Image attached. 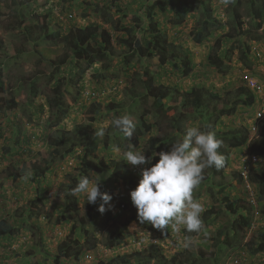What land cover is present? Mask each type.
Listing matches in <instances>:
<instances>
[{
	"label": "rangeland",
	"instance_id": "1",
	"mask_svg": "<svg viewBox=\"0 0 264 264\" xmlns=\"http://www.w3.org/2000/svg\"><path fill=\"white\" fill-rule=\"evenodd\" d=\"M14 1L0 2V83L7 89L0 95V224L10 229L8 236L0 238V264H57L58 246L70 236L79 238L85 250L97 251L105 260L126 252L131 264H178L186 259L194 260L195 264H264V251L254 254L255 246L251 243L255 233L264 230V216L253 213L254 209L263 210L264 199L259 188L252 187L251 193L256 199L253 208L249 190L239 184L232 169L248 150L246 147L228 149L231 165L222 175H213L206 168L209 174L207 184L199 186L193 193L194 199L199 200L205 209L203 228L198 233H189L184 228L175 231L171 225L159 230L149 223H140L130 192L114 177L112 161L117 160L122 176L134 171L132 175L136 177L135 174H140L145 166H133L122 160L131 143L122 134L107 138L113 126H109L103 136H95L104 121L129 114L136 124L134 134L136 131L146 134L140 147L134 148L145 151L150 157L161 147L170 151L189 126L198 125L202 130L214 131L216 136L225 130H241L244 125L249 126L248 119L253 118L260 104L241 108L234 117H224L226 114L220 111L223 104L219 100L222 99L218 98L231 95L232 100L236 87L243 84L240 78L243 71L249 72L264 86V22L262 30L257 33L248 13L250 0H213L210 5L216 26L207 42L202 44L193 41V34L205 20L203 1L206 0H198L180 24L172 5L176 0H163L167 4L166 12L158 9L152 12L160 31L156 35H151L147 29L153 0H26L27 4L20 8ZM49 8L55 12L48 11ZM17 10L24 14L22 20ZM60 10L73 13V21H63L60 26L54 21L46 25L43 15L48 12L55 19L61 15ZM236 11L244 20V27L252 31L249 38L259 34L261 40L250 41L251 55L246 59L241 53L233 52L228 72L222 74L207 63V57L216 39L228 33L230 25L236 24ZM116 23L120 28H132L134 36L143 42H161L166 37L190 56L194 66L192 73L185 75L182 67L177 69L174 61H170L168 72L162 74L158 57L139 58L125 46L116 45V55L105 62L106 77H98L94 75L95 70L103 63L86 69L84 62L72 61L67 49L50 37L59 29L68 32L72 27L93 24L109 29L114 37L125 36L115 31ZM225 59L228 60V56ZM146 71L154 73L157 82L163 78L166 84L172 83L185 91L194 86L205 87L217 94V98H210L209 108L202 112H196L188 105H179L161 114L162 109L154 107L153 98L147 97L140 83ZM63 75L68 80L74 78L71 85ZM228 83L231 85L227 87ZM58 89L64 91L66 114L58 113L53 106L58 101ZM68 91L71 93L67 94ZM112 101L123 105L119 115L99 108V104L105 107ZM164 103L171 105L172 101L167 99ZM180 110L184 116L188 113V117H182V131L178 132L171 118ZM212 112L221 113L217 121L222 118L223 124L219 122L222 126L217 122L213 128V120L207 116ZM224 123L234 125L224 127ZM107 140L109 145L105 147ZM96 144V149L92 150L91 146ZM54 150H58V154L53 153ZM101 159L106 161L107 167ZM259 169H264L263 163ZM35 171L40 174L35 176ZM86 174L93 182H100L102 192L113 194L108 206L113 210L111 224H88L89 208L98 205L99 200L90 204L84 194H70ZM226 197L231 206L242 201L251 207L252 213L247 214L255 222L254 229L233 230L232 222L238 216L226 210ZM129 219L130 223L126 224ZM74 225L82 227L74 231ZM84 228L89 230L88 241L79 232H84ZM117 233L122 235L119 239L125 241L131 236H141L147 245L150 237L163 239L162 236L169 234V244L164 251L157 249L160 252L149 245L144 247L145 244L138 249L131 247L112 253L107 246ZM97 253L95 260L99 257Z\"/></svg>",
	"mask_w": 264,
	"mask_h": 264
},
{
	"label": "trees",
	"instance_id": "2",
	"mask_svg": "<svg viewBox=\"0 0 264 264\" xmlns=\"http://www.w3.org/2000/svg\"><path fill=\"white\" fill-rule=\"evenodd\" d=\"M2 0H0L1 2ZM194 2H190V0H176L173 2V8L175 11V15L178 19V23H183L186 15L188 14L189 10L194 9V4L197 3L198 0H193ZM213 0H206L203 1L204 3V11H205V17L203 24L200 25V29L193 34V41L196 44H202L207 42L208 35L211 33L212 29L216 26L215 18L212 14V9L210 3ZM15 3L19 5V8L25 5L26 0H15ZM27 4V3H26ZM239 4V2H238ZM158 9L160 12L164 13L167 9V4L163 0H153V4L149 8V18L150 23L148 25V31L151 35H156L160 33L158 30L156 23L153 20V11ZM48 11H54L55 9L49 8ZM19 17L22 20V17H24V14L21 13L19 10ZM50 11V12H51ZM249 16L254 21L255 29L258 32L262 30V23L264 22V0H250L249 1ZM60 14L58 18L52 19V16L46 12V18L47 23H57L56 25L60 26L61 22L65 20H69V13L68 10H60ZM65 20H63V19ZM25 20V19H23ZM54 21V22H53ZM257 21V22H256ZM234 22L236 23L234 26L230 25V29L228 33L222 34L219 38L216 39L213 48L211 49L210 53L207 57V63L218 70L222 74H226L228 72V64L231 61V54L233 52H239L241 55L244 56L246 59L247 56L251 55V40L259 41L261 40V36L259 34H255L252 39L249 38V35L251 34L250 29H246L244 27V20H241V16L236 11ZM61 28V27H60ZM140 29V26L138 27ZM115 31L117 33H123L125 36H117L114 37V35L110 32L109 29L104 28V26L100 24H93L90 26H87L85 28L81 27H72L68 32H63L57 30L52 32L50 35L51 38L54 40L59 41L63 47H65L68 51V53L71 56V60H76L80 62H84L86 64V69L92 67L94 64L103 63L102 67L95 70L94 75L96 74L98 77H106V73L104 72L107 68V62L109 59H111L113 56L116 55V45H122L125 46L128 51H133L134 54H136L139 58H149L153 59L154 56L158 57L159 60V66H160V72L162 74H166L168 72L167 64L170 61H174V65L177 69L183 68L184 74L189 75L193 71V62L192 59L188 54H186L184 51H180L179 47H177L173 42H170L166 37L163 38V40L156 41V40H147L143 42L140 40V38L134 36L133 29L130 27H119V23H116L114 26ZM56 41V42H57ZM158 54V55H157ZM170 54V57H169ZM228 56V60L225 59V57ZM55 63V61H53ZM60 63H58L59 66ZM55 65V64H54ZM57 66V67H58ZM61 66V64H60ZM174 67V66H173ZM59 70V67L58 69ZM99 73V74H98ZM2 75V71H0V77ZM66 76L63 75L64 80L67 79V82H69V85L72 84L74 78H65ZM143 77L142 80L140 78V83L142 85V88H144L145 93L147 97L153 98L154 100V107L156 109H162L161 114L167 113L168 110L176 109L179 105H188L191 108L194 109L196 112H202V110H205L209 108V105L211 103L210 98H217V94H213L212 91L205 87L201 86H194L191 88V90L185 91L182 89H179L177 86H173L172 83L166 84L165 80L162 78H159L157 82L156 75L152 73L151 71H146L141 76ZM62 78V79H63ZM61 79V78H60ZM231 84L228 83L227 87ZM226 86V85H225ZM113 87V86H110ZM97 88V87H96ZM104 89H107V87H104ZM102 89V90H104ZM101 90V89H97ZM96 90V91H97ZM7 89L4 87V84L2 82L0 83V95L2 93H5ZM58 101L53 103V106L56 108V111L60 114H66V108L65 105L66 102H64V91L61 89H58ZM93 91V90H92ZM71 92H67V94H70ZM244 95V97H242ZM231 96V95H230ZM228 98H218L222 99L219 100L222 102V108H220L221 112H224L226 115L224 117H232L234 114L239 111L241 108H249L255 105L256 103V95L252 92V90L245 87L244 84L236 87V92L233 94L232 100L231 97ZM169 99L170 102L172 101L171 105H166L164 103L165 100ZM2 100V97L0 96V101ZM241 102V104L239 103ZM13 103V100L11 101ZM233 104V105H231ZM99 108H104L106 112L109 113H117L119 115V111L123 108V105L121 104H115L113 101L108 105L103 107L102 104H99ZM10 109V107H8ZM11 110V109H10ZM179 114H175L172 116L171 120L174 122L176 127H178V132L182 131V128L180 127V121L182 119H186L188 117V113L184 116V112L178 111ZM208 118L211 117L213 120V128L216 127L217 122L223 124V119L217 117H221V113H211L207 114ZM183 117V118H182ZM224 125H227V123H224ZM119 134H122L118 129H116L114 126L111 131H109V134H107V138L115 135V137ZM123 135V134H122ZM124 136V135H123ZM146 134L144 132L136 131V133L132 136L131 139H128V141L135 147H140V141L143 137H145ZM218 139H221L223 141V144L221 148L218 150L223 156L225 160L224 167L220 170H216L215 167L209 168L211 173L213 175H222L224 173V169L227 166V159H228V149H236V148H242L246 147L250 153L257 154L259 156H264V115L263 118L260 120V123H257V133L254 138H250L247 125H244L241 130L232 129L228 131H224L221 135L217 136ZM224 143L226 146H224ZM105 147L109 145V141H105ZM118 146H121V144H118ZM97 147V144L92 147V150H95ZM160 151H169L166 147H161L157 150V153ZM55 154H58V150H54ZM159 156H156L153 159V164L158 162ZM102 163L106 166L105 160L101 159ZM105 161V162H104ZM113 167H114V177L118 181H122L123 184L126 186L127 190L131 193L132 190H134L140 181L141 178H135L132 174H128V176H122L119 172V163L117 160L112 161ZM104 168V167H103ZM107 169V168H104ZM88 170H85L87 173ZM40 174V171H35V176H38ZM85 176H88L87 174ZM209 179V174L206 172V169L204 170V180L201 183V187L205 186L207 184V181ZM251 182L253 184H256L262 194V199H264V172L256 173L253 172L251 174ZM222 190V189H221ZM113 197V194L111 192H106ZM228 202L229 198H225ZM103 203V201L100 200L99 204L90 207L89 208V217L87 219V223L90 225L95 224H111L113 220V210L109 209V203L105 204L106 211L101 213L98 209L100 204ZM226 210H228L232 215H237L238 218L236 220H233L232 225L234 226L233 230L237 231H243L245 229H248L251 224V219L248 212H251V207L249 205L246 206L245 203L242 201L236 202L234 205L231 206L230 202L225 204ZM263 214H264V206H263ZM242 212V213H241ZM241 213V214H240ZM113 220V221H112ZM130 223V219L127 220L126 224ZM82 227V226H80ZM80 227H77L76 225L73 226V230L77 231ZM83 236L85 237V240L88 241L89 239V230L88 228H84L83 231H79ZM10 233L9 227L3 228V224H0V238L4 236H8ZM67 237L65 241H63L59 246V254L64 257H77L81 254L83 250H85L84 244L81 242V240L77 237ZM112 240L110 242V246H116L120 242L123 241L121 234H116L111 237ZM251 243L254 247L253 253L258 254L262 251H264V230L257 231L255 235L253 236ZM130 256L119 258L115 261H111L109 264H130V261L128 260ZM173 260H171L172 262ZM104 264V263H102ZM178 264H195V261H189L186 259L185 261H178Z\"/></svg>",
	"mask_w": 264,
	"mask_h": 264
},
{
	"label": "clouds",
	"instance_id": "3",
	"mask_svg": "<svg viewBox=\"0 0 264 264\" xmlns=\"http://www.w3.org/2000/svg\"><path fill=\"white\" fill-rule=\"evenodd\" d=\"M225 2H227V0H225ZM43 16L46 18L45 14ZM73 19V13H69V20H63L68 22L73 21ZM244 74H249L252 76L249 72L243 71L240 77L241 80ZM252 77L257 79L254 76ZM257 81L262 86L263 91L262 94L259 95H256L252 91L256 95L257 99L255 104H260L261 107L258 108L253 118L248 119L249 126L247 125V129L251 139L256 136L257 123H260V120L264 115V86L258 79ZM245 87L247 86L245 85ZM261 96L262 98L259 99ZM260 112H262V117L257 121L256 117ZM218 125L222 126L220 123H218ZM227 125H224V127H229L234 124L230 123ZM109 126H114L128 139L132 138L136 130V124L131 115L123 114L116 117L115 119H112L111 121H104L103 126L95 131V136H103L105 134V130ZM253 126H256L255 132L252 130ZM222 144L223 141L217 138L214 131L202 130L198 125L187 127L183 138L178 139L173 144L170 151H160L158 153L153 152L152 156L150 157L146 156L145 151L136 149L133 145L129 144L128 150L124 151L123 153L122 160L133 166H145L141 169L140 174H135V178L141 179L138 183V186L130 193L132 204L138 210V220L140 223H149L152 225V227L159 230H164L169 225H171L175 231H180L181 228H184L189 233L200 232V230L203 228L202 213L205 211V209L199 200L194 199L193 193L199 188L202 181L204 180V170L206 168L215 167L216 170H220L224 167V156L218 151ZM156 147L159 148V144H157ZM117 152H119V149H117ZM228 155L226 168L230 167L231 165V162L229 161L231 155ZM251 155H256L260 162L254 166H251L249 170V190L241 177L239 168L240 164L246 163ZM156 156H159V160L153 164V159ZM261 163L264 164V156L250 153L247 150L244 153V156L235 162L236 166L232 168L233 171H235V177L239 184L249 190L251 194V203H249L253 208H255L256 205L252 203V200L256 202V199L251 193V190L252 187L257 185L253 184L250 178L253 172H264V169H259ZM148 165H150V167H148ZM70 194L73 196L84 194L86 196L87 203L90 204H96L97 200H99V202L100 200L103 201L98 209L101 213L106 211L105 204H108L112 199L111 195L101 191L100 182H93L88 176L82 177L78 181L77 185L70 190ZM256 211L257 210L254 209L253 213L255 214ZM258 212L261 216H264L263 211ZM253 223L255 224V222H253L251 219V224L248 230L251 229ZM168 235L169 234L162 236L163 239L150 237L151 241H149L148 245L156 248V250L159 249L164 251L166 245L169 244V238H167ZM146 243L147 242L143 237L135 235L131 236L126 241L124 239L116 246L108 245L107 249L112 251V253H117L116 251H125L131 247L138 249L139 247L144 246ZM148 245L146 244L144 247H149ZM159 250L157 251L160 252ZM96 253L97 251L89 252L87 250H83L77 257L68 258L59 254V258L56 259V263L109 264L111 261L113 262L119 258L129 256V254L123 252L122 254L113 256L109 260H105L102 259L100 253H97L100 258L97 257L95 260ZM1 255L2 251H0V256ZM171 260L172 259L169 261Z\"/></svg>",
	"mask_w": 264,
	"mask_h": 264
},
{
	"label": "built area",
	"instance_id": "4",
	"mask_svg": "<svg viewBox=\"0 0 264 264\" xmlns=\"http://www.w3.org/2000/svg\"><path fill=\"white\" fill-rule=\"evenodd\" d=\"M242 81L243 83L247 86V88H249L250 90H252L256 95L262 94V86L259 84V82L257 81V79L253 78L252 76H250L249 74H244L242 76ZM262 98L259 97V99ZM262 117V112L258 113L256 120L258 121L260 118ZM253 132L256 131V126H253L252 128ZM260 162L259 158L256 155H251L249 157V160L246 163H241L240 164V168H239V172L241 174L242 179L244 180L246 187L250 190V184L248 182V178H249V170L251 168V166H254L256 164H258ZM252 203L254 205H256V202L254 200H252ZM260 213L258 211H256V215H259ZM255 228V224L253 223L251 226V229Z\"/></svg>",
	"mask_w": 264,
	"mask_h": 264
}]
</instances>
